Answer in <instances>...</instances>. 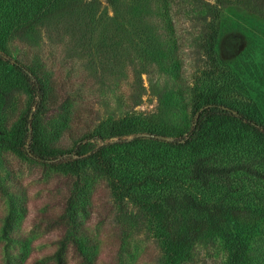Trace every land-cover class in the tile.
Listing matches in <instances>:
<instances>
[{
  "label": "rangeland",
  "instance_id": "1",
  "mask_svg": "<svg viewBox=\"0 0 264 264\" xmlns=\"http://www.w3.org/2000/svg\"><path fill=\"white\" fill-rule=\"evenodd\" d=\"M98 1L71 0L51 12L47 1L38 0L36 9L41 14L17 30L4 51L21 62L43 65L57 83L56 106L45 120L69 147L102 121L127 116L170 126V139L186 136L196 109L212 95L264 123V13L239 4L215 11L207 6L214 0H171L176 31L171 35L157 13L160 7L152 4H158L157 0H147L142 6L138 0ZM253 1L264 6V0ZM95 3L99 9H94ZM34 100L30 92L18 89L6 96L4 119L9 129L13 130L18 117L28 115ZM62 102H66L64 108L58 110ZM91 144L101 143L94 140ZM226 159L222 152L192 158L186 165L195 179L212 172L231 191L239 171L264 180L252 163L219 167ZM62 183L44 165L0 146V186L15 193L9 197L0 191V264L10 253L17 256L13 247H21L4 237L10 217L13 234L30 238L33 251L28 264L33 257L50 256L62 243L65 230L53 218L59 210L56 195ZM98 188L101 192L87 225L101 247L100 264H115L118 257L111 247L116 245L113 232L120 226L116 207L104 185ZM23 204L27 209L19 211L17 206ZM198 209L181 210L185 216L212 217ZM217 213L231 223V232L252 234L255 242L264 235V213L251 203L240 201ZM130 245L136 257L128 264H160V248L151 235L136 236ZM69 253V264H75L74 250ZM226 260L222 244L203 243L190 264H225Z\"/></svg>",
  "mask_w": 264,
  "mask_h": 264
},
{
  "label": "trees",
  "instance_id": "2",
  "mask_svg": "<svg viewBox=\"0 0 264 264\" xmlns=\"http://www.w3.org/2000/svg\"><path fill=\"white\" fill-rule=\"evenodd\" d=\"M44 1L51 12L71 2ZM146 1L137 3L142 6ZM157 1L158 4H152L160 7L157 13L164 28L174 35L171 0ZM37 2L0 0V146L44 165L48 173L63 181L56 195L59 210L53 217L65 230L63 241L50 256L33 257L32 264H69L71 249L76 255L75 264H100L101 247L87 222L101 185L115 203L120 225L113 232L116 245L111 247L118 257L115 264L133 260L136 255L130 244L136 236L146 234L159 245L160 264H190L198 246L203 243L215 246L218 242L227 254L225 264H264V235L256 243L252 234L231 232V223L216 214L217 209L236 206L240 201L251 203L264 213V180L239 171L231 191L218 180V175L212 177V172L209 177L206 173L195 179L186 165L192 158L224 152L227 159L219 167L237 168L248 162L253 164L255 172L263 175L264 123L212 95L196 109L192 129L186 136L170 139L173 134L170 126L127 116L102 121L93 132L85 133L69 147L61 136L51 132L45 120L47 112L56 106L57 83L43 65L21 62L4 53L17 30L41 14L36 9ZM97 3L100 4L98 0ZM234 4L264 13L263 4L253 0H214L212 6H207L219 9ZM99 8L95 3L94 9ZM211 38L214 40L215 35ZM113 57L116 65V53ZM14 89L30 92L35 100L28 115L18 117L11 130L4 119V104ZM63 103L66 102L58 110H63ZM94 140L101 144L92 145ZM0 191L3 196L15 195L6 185H1ZM26 204L22 208L17 206L19 211L26 210ZM183 207L207 210L212 217L185 216ZM11 227L10 217L4 237L21 247H13L18 250L17 256L8 254L2 264H28L33 251L30 238L14 235Z\"/></svg>",
  "mask_w": 264,
  "mask_h": 264
}]
</instances>
